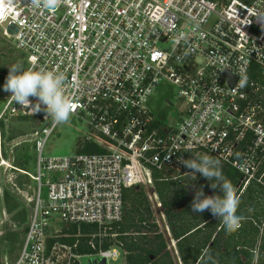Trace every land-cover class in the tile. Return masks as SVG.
I'll list each match as a JSON object with an SVG mask.
<instances>
[{
	"label": "built area",
	"instance_id": "built-area-1",
	"mask_svg": "<svg viewBox=\"0 0 264 264\" xmlns=\"http://www.w3.org/2000/svg\"><path fill=\"white\" fill-rule=\"evenodd\" d=\"M0 5L1 35L11 36L23 54V68L65 75L64 95L75 104L71 116L89 130L79 142L102 149L42 156L57 124L46 117L44 105L32 115L0 84V119L30 116L43 123L30 133L36 172L20 170L36 182L23 241L5 264H80L82 257L122 255L118 246L103 248L101 236L121 219L122 190L134 185L148 188L158 231L170 239L150 191L152 172L194 175L181 159L208 155L229 166L240 174L238 193L249 182L264 187V108L248 98L253 83H247L252 62L264 67V30L255 17L264 13V0H61L54 11L30 0H15L10 10L6 0ZM164 42L168 48L159 46ZM160 81L174 84L183 101L173 123L156 120L146 107ZM29 99L35 106L37 98ZM6 164L0 153V166ZM56 219L65 226L53 227ZM80 223L97 227L84 241L91 253L77 251L78 230H64ZM257 226L264 232V220ZM69 237H75L72 243L64 240Z\"/></svg>",
	"mask_w": 264,
	"mask_h": 264
},
{
	"label": "trees",
	"instance_id": "trees-1",
	"mask_svg": "<svg viewBox=\"0 0 264 264\" xmlns=\"http://www.w3.org/2000/svg\"><path fill=\"white\" fill-rule=\"evenodd\" d=\"M250 81L253 86L248 98L264 108V67L252 62L247 70V83ZM75 149V152L82 153L102 151L93 141H78ZM219 167L235 188L240 174L220 163ZM152 178L180 264H264V232L259 235L257 226L264 220V187L249 182L241 192L235 190L240 201L237 215L243 219L239 229L229 234L221 220L213 217L210 211L194 214L190 207L196 190L201 186L206 196H222L219 188L213 190L210 187L211 182L217 181H209L199 173L174 178L170 172L164 171H153ZM135 186L122 190L121 219L105 229L101 236L102 247L118 246L123 256L120 264H174L158 231L147 194L142 185ZM3 200L6 209L14 208L15 204L8 201L7 191H3ZM64 230L72 234L78 230L79 253L92 252L84 241L89 238L86 234L96 232L95 224H73ZM74 239L64 240L72 243ZM253 250H256V255Z\"/></svg>",
	"mask_w": 264,
	"mask_h": 264
},
{
	"label": "rangeland",
	"instance_id": "rangeland-1",
	"mask_svg": "<svg viewBox=\"0 0 264 264\" xmlns=\"http://www.w3.org/2000/svg\"><path fill=\"white\" fill-rule=\"evenodd\" d=\"M161 48H168L169 42L159 43ZM18 64L24 67V57L21 51L17 50L11 36L6 38L1 35L0 29V84H5L8 75V67ZM183 101L178 98L177 88L170 82H158L146 101V107L156 120L160 122L169 121L171 123L179 119ZM2 103H0V109ZM43 123L30 116H5L0 119V153L7 165L0 166V264L10 263L17 256L23 241V228L28 220L29 202L36 187V182L23 174L20 170H26L32 174L36 172V153L33 149L30 133L34 129H40ZM89 130L83 121L70 117L66 124H57L48 136L41 155L44 157L53 155H68L76 151L77 142L82 140ZM18 166V167H17ZM23 169H21V168ZM52 172H46L42 177L43 182L50 178ZM144 188V186H142ZM3 191L9 195V203H14V208L6 209L3 200ZM147 194L148 188H144ZM46 186L41 185V198L45 197ZM153 209L154 198L147 196ZM154 213V209H153ZM154 219H155V215ZM55 228L65 226L59 219L53 220ZM165 249L169 252L174 264H180L179 257L175 249V244L170 242L164 233ZM93 257L80 258V264H88L87 260ZM123 256L118 255L108 258L106 264H120Z\"/></svg>",
	"mask_w": 264,
	"mask_h": 264
},
{
	"label": "clouds",
	"instance_id": "clouds-1",
	"mask_svg": "<svg viewBox=\"0 0 264 264\" xmlns=\"http://www.w3.org/2000/svg\"><path fill=\"white\" fill-rule=\"evenodd\" d=\"M31 5L44 8L49 11L57 9L61 0H30ZM9 10L15 6V0H6ZM5 8L0 5V17ZM257 22L264 30V13L255 14ZM251 22V21H250ZM249 22V23H250ZM8 75L3 86L4 91L10 93L13 102L23 106L32 115L41 111V105L47 116H51L53 123L66 124L74 112L75 104L64 95L66 77L63 73L47 70L45 68L25 70L22 66L14 64L8 67ZM239 87L246 85V80L239 77ZM29 97L37 98L35 106H31ZM190 174L199 173L209 181H217L210 184L215 190L219 188L223 195L206 196L203 186L196 190L190 207L194 214H202L210 211L213 217L219 218L227 233L231 234L241 226L242 216L237 215L239 199L231 181L225 178L220 170L219 161L208 155L194 156L191 159L180 161Z\"/></svg>",
	"mask_w": 264,
	"mask_h": 264
},
{
	"label": "water",
	"instance_id": "water-1",
	"mask_svg": "<svg viewBox=\"0 0 264 264\" xmlns=\"http://www.w3.org/2000/svg\"><path fill=\"white\" fill-rule=\"evenodd\" d=\"M225 74H226V72H224ZM234 78H232V79H230V84H233V82H234ZM138 185H136L135 187H137ZM150 191L151 192H153L154 191V188L152 187L151 189H150ZM87 262H88V264H106V260L104 259V258H98V259H95V258H93V259H88L87 260Z\"/></svg>",
	"mask_w": 264,
	"mask_h": 264
},
{
	"label": "crops",
	"instance_id": "crops-1",
	"mask_svg": "<svg viewBox=\"0 0 264 264\" xmlns=\"http://www.w3.org/2000/svg\"><path fill=\"white\" fill-rule=\"evenodd\" d=\"M167 225V224H166ZM168 227V226H167ZM169 229V228H168ZM260 232V231H259ZM262 232H260L259 233V235L261 234ZM169 234H170V231H169ZM162 235V234H161ZM162 237H163V235H162ZM168 237V236H167ZM169 239V238H168ZM169 240H171L170 242H172L173 243V246H174V243H175V241L171 238V235H170V239Z\"/></svg>",
	"mask_w": 264,
	"mask_h": 264
},
{
	"label": "bare ground",
	"instance_id": "bare-ground-1",
	"mask_svg": "<svg viewBox=\"0 0 264 264\" xmlns=\"http://www.w3.org/2000/svg\"><path fill=\"white\" fill-rule=\"evenodd\" d=\"M5 162H1V164H4Z\"/></svg>",
	"mask_w": 264,
	"mask_h": 264
}]
</instances>
